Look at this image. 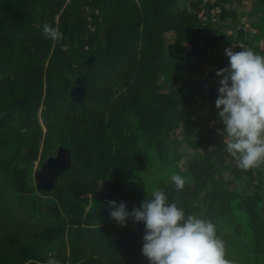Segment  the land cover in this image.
Listing matches in <instances>:
<instances>
[{"label":"trees","instance_id":"1","mask_svg":"<svg viewBox=\"0 0 264 264\" xmlns=\"http://www.w3.org/2000/svg\"><path fill=\"white\" fill-rule=\"evenodd\" d=\"M222 1L210 11L221 5L219 20L235 18ZM254 1L261 28L264 0ZM200 2L0 0V194H15L39 222L17 232L0 217V264H45L49 254L65 264H149L143 223L121 227L108 208L113 199L138 207L146 174L186 213L215 224L228 258L264 264V164L240 169L217 131L218 92L204 75L227 66L215 44L225 36L212 12L198 17ZM44 23L63 38H45ZM237 37L257 50L243 30ZM78 75L85 94L77 103L68 90ZM59 146L71 164L51 190L39 189L34 173ZM173 174L185 180L180 191Z\"/></svg>","mask_w":264,"mask_h":264},{"label":"clouds","instance_id":"2","mask_svg":"<svg viewBox=\"0 0 264 264\" xmlns=\"http://www.w3.org/2000/svg\"><path fill=\"white\" fill-rule=\"evenodd\" d=\"M41 34L52 41L63 38L59 29L48 23L43 24ZM224 54L227 66L216 69L213 76L219 84L215 108L224 125L220 135L237 166L248 170L264 164V55L251 48L235 51L232 47L225 48ZM170 180L177 191L184 188L181 175L173 174ZM126 204L109 200V217L121 227L129 220L143 223L141 253L149 264H236L226 256L225 241L218 236L215 224L186 213L164 190L153 188L131 210ZM45 264L59 261L49 254Z\"/></svg>","mask_w":264,"mask_h":264},{"label":"rangeland","instance_id":"3","mask_svg":"<svg viewBox=\"0 0 264 264\" xmlns=\"http://www.w3.org/2000/svg\"><path fill=\"white\" fill-rule=\"evenodd\" d=\"M235 1L236 0H232L231 3L230 2H221L223 4V7L226 10H233L235 12L236 17L233 19L227 17V19L225 21H222L216 17V13L220 12V6L221 5H217V7L215 9L210 11L211 6L208 7V4L209 5L214 4L215 0H206V1L201 0V2L199 4L201 9L199 11H197L198 17L200 19H202V21L206 17V13L208 11L212 12V18H213L214 22L218 24L221 31H225L228 29L226 31V38H228V39L225 41V43L223 42L224 46H222V51H224L225 48H228V47H232L233 50H235V51H239L240 48H246L245 43L241 39H238V37H237L239 30H243V35L248 40H250L254 36V34H256V32H254V33L252 32V29L249 30L251 25H249L247 23V20L249 22L253 18L252 12H254L253 10L256 8L255 2L251 1L249 3V6L247 5V3H244V4L242 3L240 5L242 13L248 15V17L246 18L240 12L237 13L238 10L235 9V7H236ZM187 8H185V9H187ZM84 12L87 14L88 13L87 9H85ZM255 13H256V10L254 12V16H256ZM169 35H170L169 33L164 34V36L166 38V42H169L170 39H172V35H170V36ZM263 44L264 43H262L261 40H259L258 46L263 47L264 46ZM191 46L192 45H190V44L188 45L189 48H191ZM211 58H212L213 62L216 61L217 60L216 54H214V57L211 56ZM225 58H227L226 55L223 57V59H225ZM205 79L208 80V77ZM179 132L180 131L177 132V134L179 135L177 138L181 139ZM179 149L183 153L184 158L182 159V161L185 159H188L189 158V154H188L189 149L184 144L180 145ZM179 164H181V162H179ZM226 176H230V171L226 174ZM155 180H156L155 175H151V174L145 175L143 182H144L145 191L147 193H150L151 190L153 188H155V185H154ZM147 193H146V195H147ZM14 197H15V194H12V193L0 194V217L2 218L3 221L15 222V225L13 227H11L10 230L19 232L21 230H27L25 228H30L29 230L31 232H34L35 229L37 228V227H35V224H38L39 222H35L36 221L35 219L30 220L29 215H27V213L34 216V217H36L37 213L33 209H30L29 211L22 209L20 205L15 204L13 202ZM262 209H264V206H262ZM27 224H28V227H26ZM30 225H32V226H30ZM24 234H26V232ZM64 239H66V238H64ZM245 242H247V234L243 235V237H242V243H245ZM55 246H56V244L53 243L51 245V248H49V249L54 251ZM37 262L41 263L40 261H37Z\"/></svg>","mask_w":264,"mask_h":264},{"label":"water","instance_id":"4","mask_svg":"<svg viewBox=\"0 0 264 264\" xmlns=\"http://www.w3.org/2000/svg\"><path fill=\"white\" fill-rule=\"evenodd\" d=\"M28 25L31 24L30 20H27ZM105 30H102L104 33ZM94 55L88 56L84 62L85 64H91ZM85 94V82L84 75H78L74 78L73 84L68 90V96L73 102H80ZM71 164L69 149L63 146H59L55 152V155L50 156L42 166L35 171L34 178L36 186L39 189L51 190L54 187L57 176L64 170H66Z\"/></svg>","mask_w":264,"mask_h":264},{"label":"crops","instance_id":"5","mask_svg":"<svg viewBox=\"0 0 264 264\" xmlns=\"http://www.w3.org/2000/svg\"><path fill=\"white\" fill-rule=\"evenodd\" d=\"M231 1L232 0H225V1H222V2H230L231 3ZM255 2L254 0H236L235 2H236V7H235V9H237L238 10V12L237 13H241V14H243L242 13V11H241V8H240V5L243 3H247V5L249 6V3L250 2ZM189 4H190V0H177V5L180 7V8H187L188 6H189ZM247 6V7H248ZM255 10H256V8L253 10L254 12H255ZM254 12H252L253 13V18L248 22V20H247V23L249 24V25H251L250 26V29L249 30H251L252 29V32L254 33V32H256V34H254V36L251 38L253 41H254V46L257 48V50L256 49H254V51L256 52V53H259V54H261V55H264V46L263 47H260V46H258V42H259V40H261V42L262 43H264V26L263 27H261L260 28V26H258L257 25V21H258V19H259V15H260V13L256 10V16H254ZM240 16V15H239ZM243 16H245L246 18L248 17V15L247 14H243ZM231 19H232V17H231ZM254 22V25L252 24ZM228 30V29H227ZM227 30H225V31H222L223 32V34H224V36L225 37H221V39L218 41V42H216L215 44L217 45V47L219 48V50H220V52H221V54L223 55V53H224V51H222V46H224V43H225V41L228 39V38H226V31ZM224 42V43H223ZM260 45V44H259ZM264 45V44H263ZM246 46V45H245ZM246 48H249L248 46H246ZM225 56V54L223 55V57ZM226 59H228V58H225V60ZM261 193H262V198H263V206H264V186H263V188H262V191H261ZM64 241H66V239H64ZM59 264H65V263H61V262H59Z\"/></svg>","mask_w":264,"mask_h":264},{"label":"built area","instance_id":"6","mask_svg":"<svg viewBox=\"0 0 264 264\" xmlns=\"http://www.w3.org/2000/svg\"><path fill=\"white\" fill-rule=\"evenodd\" d=\"M206 1V0H205ZM201 15V14H200ZM209 49V48H208ZM211 62H212V60H210V62L206 65V66H209L210 64H211ZM208 71H205V75H204V78H207L208 77V80H206L205 79V81H206V85L208 84V82L210 83V79H213V78H210V76H208ZM214 80V79H213ZM213 87L215 88V89H218V87H219V84L217 83V82H214V84H213ZM219 122H218V124H219V126H217V131L218 132H220L223 128H222V126H221V122H220V120H218Z\"/></svg>","mask_w":264,"mask_h":264}]
</instances>
